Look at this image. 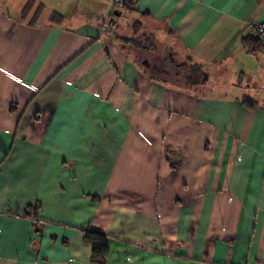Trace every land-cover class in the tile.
<instances>
[{"label": "crops", "instance_id": "crops-1", "mask_svg": "<svg viewBox=\"0 0 264 264\" xmlns=\"http://www.w3.org/2000/svg\"><path fill=\"white\" fill-rule=\"evenodd\" d=\"M124 1L0 0V264H264V0Z\"/></svg>", "mask_w": 264, "mask_h": 264}, {"label": "trees", "instance_id": "trees-1", "mask_svg": "<svg viewBox=\"0 0 264 264\" xmlns=\"http://www.w3.org/2000/svg\"><path fill=\"white\" fill-rule=\"evenodd\" d=\"M124 3L125 4H124L123 10L129 9V6L127 5L126 1ZM255 39L259 43H262L261 41H259V39L256 36H255ZM187 65H189V64H187ZM190 66H188V67L192 68V70L194 72H196V74L200 72L199 68L193 67V65H190ZM184 68H186V67H184ZM157 71H159V74L161 75V70L158 68H157V70H155V68L154 69L150 68V70H149V72L153 76H156V77L158 75V74H156ZM84 238H85V241L90 243L92 246V260L94 262H97V263H102L103 260L105 259L106 254H107V237H106V235L103 234L102 232L89 230V231H86Z\"/></svg>", "mask_w": 264, "mask_h": 264}, {"label": "built area", "instance_id": "built-area-1", "mask_svg": "<svg viewBox=\"0 0 264 264\" xmlns=\"http://www.w3.org/2000/svg\"><path fill=\"white\" fill-rule=\"evenodd\" d=\"M111 3L112 13L120 12L124 8V0H108ZM255 36L264 44V21L257 22L253 25Z\"/></svg>", "mask_w": 264, "mask_h": 264}, {"label": "rangeland", "instance_id": "rangeland-1", "mask_svg": "<svg viewBox=\"0 0 264 264\" xmlns=\"http://www.w3.org/2000/svg\"><path fill=\"white\" fill-rule=\"evenodd\" d=\"M116 21H117V25L121 26L122 30H125V28L127 29V27L124 28V26L130 23V18L129 16L124 14L123 16L117 18ZM160 40L162 39H157L156 42L160 43L161 42Z\"/></svg>", "mask_w": 264, "mask_h": 264}, {"label": "water", "instance_id": "water-1", "mask_svg": "<svg viewBox=\"0 0 264 264\" xmlns=\"http://www.w3.org/2000/svg\"><path fill=\"white\" fill-rule=\"evenodd\" d=\"M115 17H120V13H114Z\"/></svg>", "mask_w": 264, "mask_h": 264}, {"label": "clouds", "instance_id": "clouds-1", "mask_svg": "<svg viewBox=\"0 0 264 264\" xmlns=\"http://www.w3.org/2000/svg\"><path fill=\"white\" fill-rule=\"evenodd\" d=\"M116 13H118V12H116Z\"/></svg>", "mask_w": 264, "mask_h": 264}]
</instances>
